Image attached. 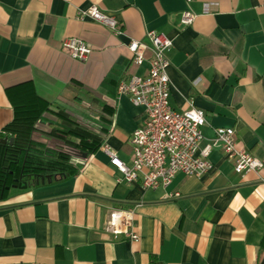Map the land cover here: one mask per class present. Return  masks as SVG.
<instances>
[{
	"label": "crops",
	"instance_id": "1",
	"mask_svg": "<svg viewBox=\"0 0 264 264\" xmlns=\"http://www.w3.org/2000/svg\"><path fill=\"white\" fill-rule=\"evenodd\" d=\"M92 4L117 20L120 35L77 18ZM186 9L196 17L183 25ZM148 29L173 40L169 103L205 112L200 145L215 128L232 127L264 164V0H0V131L23 84L52 115L63 111L105 130L74 175L8 188L0 200V264H261L264 165L237 173L216 146L205 174L178 172L165 187L143 188L139 178L124 180L103 148L130 163L129 136L144 108L116 86L146 73L148 62L134 64L125 44L144 41ZM67 36L90 46L86 60L62 47ZM112 208L132 210L137 240L106 230Z\"/></svg>",
	"mask_w": 264,
	"mask_h": 264
},
{
	"label": "built area",
	"instance_id": "2",
	"mask_svg": "<svg viewBox=\"0 0 264 264\" xmlns=\"http://www.w3.org/2000/svg\"><path fill=\"white\" fill-rule=\"evenodd\" d=\"M195 17L193 11L186 9L181 12L180 22L187 25ZM77 18L92 19L107 26L112 34H121L117 20L95 4L80 9ZM144 38V41L130 38L125 45L134 64L148 62L146 73L132 74L121 79L116 86L118 95H125L133 104L144 108L142 124L129 136L132 145L130 163L120 160L106 143L103 144L122 178L127 181L139 178L143 188H157L167 186L178 172L201 176L212 167L209 155L216 146L231 161L235 172L261 170L263 161L239 143L232 127L215 128L214 137L200 145L202 126L206 123L205 112L194 106L177 110L169 103L171 82L167 73L170 63L167 52L173 44L172 38L155 29L146 30ZM61 45L71 57L81 61L86 60L91 51L84 40L74 36L64 37ZM75 161L79 162L80 158ZM106 230L114 236L124 235L133 240L139 238L133 230L130 208L109 210Z\"/></svg>",
	"mask_w": 264,
	"mask_h": 264
},
{
	"label": "trees",
	"instance_id": "3",
	"mask_svg": "<svg viewBox=\"0 0 264 264\" xmlns=\"http://www.w3.org/2000/svg\"><path fill=\"white\" fill-rule=\"evenodd\" d=\"M16 88L21 91L13 93L18 96L14 101L13 119L0 131V138H13L11 143L0 142V200L6 195L7 187L18 182L34 185L41 182V176L50 175L52 181L74 175L78 162L71 152L79 158L92 153L101 145L105 133L104 128L97 132L84 127L63 111L55 112V120H52L48 117L51 114L48 104L33 91L31 84ZM9 94L12 97V92ZM54 121L60 126L54 128L60 146L33 139L39 122L53 125ZM261 250L264 252V240Z\"/></svg>",
	"mask_w": 264,
	"mask_h": 264
},
{
	"label": "rangeland",
	"instance_id": "4",
	"mask_svg": "<svg viewBox=\"0 0 264 264\" xmlns=\"http://www.w3.org/2000/svg\"><path fill=\"white\" fill-rule=\"evenodd\" d=\"M48 117L51 118L52 120H55V114L54 115L50 114V115H48ZM54 123L55 124H53V125H47V124L45 125V124H42L39 122L37 124L36 130L33 133V139L34 140H41L49 146H53V147L60 146L61 142H60L59 138L57 137L59 135H57L58 133L54 129L55 127H60V126L56 121H54ZM87 123L82 122L81 125H83L84 127L90 128V129L94 128V127H92L93 125L91 123H88V124ZM71 156L73 157V159L79 158V156H77L73 152H71ZM13 189H14V187L11 188V190H13Z\"/></svg>",
	"mask_w": 264,
	"mask_h": 264
},
{
	"label": "water",
	"instance_id": "5",
	"mask_svg": "<svg viewBox=\"0 0 264 264\" xmlns=\"http://www.w3.org/2000/svg\"><path fill=\"white\" fill-rule=\"evenodd\" d=\"M9 142V143H11L12 141H13V138H7V137H3V138H0V142H2V143H5V142ZM83 156H86V154H83ZM50 175H47L46 177H43V176H41L40 178H41V182L43 183L44 181H45V178H46V180L47 181H50ZM26 186H28V184L26 183V182H18V183H16V184H13V187H26ZM7 188H9V187H7ZM264 263V257H263V259H262V261H261V264H263Z\"/></svg>",
	"mask_w": 264,
	"mask_h": 264
}]
</instances>
